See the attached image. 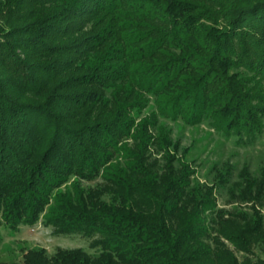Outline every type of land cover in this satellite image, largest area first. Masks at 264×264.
I'll list each match as a JSON object with an SVG mask.
<instances>
[{
	"label": "trees",
	"instance_id": "1",
	"mask_svg": "<svg viewBox=\"0 0 264 264\" xmlns=\"http://www.w3.org/2000/svg\"><path fill=\"white\" fill-rule=\"evenodd\" d=\"M179 121L263 139L264 0H0V242L43 220L96 251L21 264H264V164L200 182Z\"/></svg>",
	"mask_w": 264,
	"mask_h": 264
},
{
	"label": "rangeland",
	"instance_id": "2",
	"mask_svg": "<svg viewBox=\"0 0 264 264\" xmlns=\"http://www.w3.org/2000/svg\"><path fill=\"white\" fill-rule=\"evenodd\" d=\"M152 106V105H151ZM148 109L145 113H148ZM173 129L175 140H180L183 149H188L187 161L197 169L195 178L202 183H208L210 172L216 165L222 166L227 160L235 165L244 163L247 159L252 160L256 165L264 164V137L251 148H242L236 145L234 139H227L215 134L205 124L188 126L185 123L167 122ZM74 179L72 178L71 181ZM99 178L93 182H85L84 186H96L101 183ZM218 205L220 208L237 209L226 205V197L223 191L218 192ZM41 220L34 227L23 226L20 231L12 233L7 229L3 230V239L0 242V262L6 264H21L24 254L30 250L45 249L51 255L58 248L83 249L89 253L96 251L90 248V240L81 236H57L53 234L50 227H46ZM257 254L264 258V252L258 250Z\"/></svg>",
	"mask_w": 264,
	"mask_h": 264
}]
</instances>
